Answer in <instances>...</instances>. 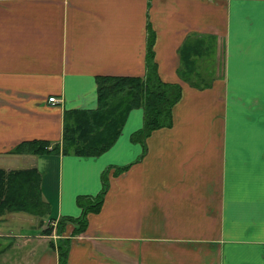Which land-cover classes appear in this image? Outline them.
I'll list each match as a JSON object with an SVG mask.
<instances>
[{
	"label": "crops",
	"instance_id": "obj_1",
	"mask_svg": "<svg viewBox=\"0 0 264 264\" xmlns=\"http://www.w3.org/2000/svg\"><path fill=\"white\" fill-rule=\"evenodd\" d=\"M148 66L177 91L166 123L130 107L96 155L50 149L97 77ZM0 168H34L46 203L0 210V264H58L64 240L63 264H264V0H0Z\"/></svg>",
	"mask_w": 264,
	"mask_h": 264
},
{
	"label": "trees",
	"instance_id": "obj_2",
	"mask_svg": "<svg viewBox=\"0 0 264 264\" xmlns=\"http://www.w3.org/2000/svg\"><path fill=\"white\" fill-rule=\"evenodd\" d=\"M149 45L150 41L146 44L147 62L149 61ZM141 81L142 79L139 77H97L98 109L92 113L90 112L91 114L83 112L84 115L74 121L63 122L61 140L59 144L57 142L54 143L50 149L56 150L58 145H60L62 152L96 155L112 142L113 139L110 136L108 137V134L113 131L115 133L119 131L124 114L132 103L138 102L137 104L142 107L143 122L141 128H139V133L145 135L152 128L166 123L164 120L169 117V105L174 100L177 91L174 92V89L170 87L172 86L171 84H163L157 81L151 66L146 68L143 83ZM118 84L120 85L117 86ZM159 94L162 96H157ZM144 100L146 103H144ZM150 100L157 104L158 114L153 109L150 110L152 108L150 107ZM124 104L126 105L124 106ZM96 113L99 114L96 115ZM158 115H160L159 119L157 118ZM66 116L64 114L63 119ZM46 144L47 141L42 139H25L16 143L10 149V152L39 153L45 151ZM38 178L39 174L34 168L9 170L0 168V210L17 209L18 207L15 205V200L17 199L14 198V195L21 194L26 206L38 207L41 205L40 209L45 211L46 203L40 199ZM106 185V180L102 178V186L94 197L87 196L89 199L87 197H78L77 201L81 206L78 216L60 218L61 220L68 219L76 223L73 233H77L83 228L86 211L98 209ZM11 197L15 200L9 201L8 198ZM65 242L64 240L58 244V264H63L65 260Z\"/></svg>",
	"mask_w": 264,
	"mask_h": 264
},
{
	"label": "rangeland",
	"instance_id": "obj_3",
	"mask_svg": "<svg viewBox=\"0 0 264 264\" xmlns=\"http://www.w3.org/2000/svg\"><path fill=\"white\" fill-rule=\"evenodd\" d=\"M120 84H118L117 86H119ZM150 86V85H149ZM147 88H148V85H147ZM122 89V88H121ZM158 91H162V90H158ZM121 92H123V90H121ZM156 94H157V92H155ZM112 95V94H111ZM116 95V94H115ZM157 96H162L161 94H159V95H157ZM165 96V95H164ZM113 98H114V96H113ZM138 103V102H137ZM137 103H132V105H130V107H133V108H138V107H140V108H142L141 106H140V104H137ZM144 103H146L145 102V100H144ZM129 107V108H130ZM150 107H152L150 110H154L156 113L159 111L158 109H157V104H155L153 101H151L150 100ZM158 114V113H157ZM158 119L160 118V115H158V117H157ZM144 119H145V115H144ZM143 122V121H142ZM122 124H123V122H122ZM121 124V125H122ZM121 127V126H120ZM155 128V127H154ZM120 129V128H119ZM15 153H18V152H15ZM18 163L20 162V161H17ZM17 193H18V190H17ZM7 196V195H6ZM11 196V195H10ZM14 198H16L17 200H15V199H12V197L11 198H8L9 199V201H14L15 200V205H16V207H18L17 209H13V210H6V211H10V212H14V211H22V212H27V213H32V214H35V215H37V216H39L41 213H43L44 212V210L43 209H40L41 208V205H39L38 207H33V206H31V205H28V206H26L25 205V203L23 202V200H22V196H21V194H15L14 195ZM85 201H84V198H83V203H84ZM27 208H31V209H27ZM5 210V209H4ZM40 210H42V211H40ZM42 218L43 219H46V216H42Z\"/></svg>",
	"mask_w": 264,
	"mask_h": 264
},
{
	"label": "built area",
	"instance_id": "obj_4",
	"mask_svg": "<svg viewBox=\"0 0 264 264\" xmlns=\"http://www.w3.org/2000/svg\"><path fill=\"white\" fill-rule=\"evenodd\" d=\"M46 100L50 103H55L58 101V99L54 95H48Z\"/></svg>",
	"mask_w": 264,
	"mask_h": 264
}]
</instances>
